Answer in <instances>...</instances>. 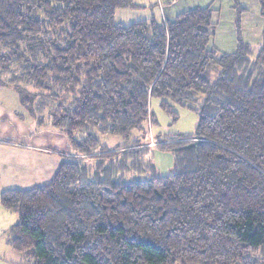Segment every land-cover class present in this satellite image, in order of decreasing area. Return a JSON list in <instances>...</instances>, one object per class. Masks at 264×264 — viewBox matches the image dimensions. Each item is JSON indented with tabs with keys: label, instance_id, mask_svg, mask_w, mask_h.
<instances>
[{
	"label": "trees",
	"instance_id": "16d2710c",
	"mask_svg": "<svg viewBox=\"0 0 264 264\" xmlns=\"http://www.w3.org/2000/svg\"><path fill=\"white\" fill-rule=\"evenodd\" d=\"M233 2L226 54L210 8L123 25L135 0H0V84L31 89L73 151L50 184L1 196L28 264H264V31L246 44ZM153 99L197 112V134L141 144ZM151 148L180 152L176 172L125 180Z\"/></svg>",
	"mask_w": 264,
	"mask_h": 264
},
{
	"label": "crops",
	"instance_id": "0c3cea01",
	"mask_svg": "<svg viewBox=\"0 0 264 264\" xmlns=\"http://www.w3.org/2000/svg\"><path fill=\"white\" fill-rule=\"evenodd\" d=\"M239 3L244 10L241 16L242 40L256 47L261 42L264 31V19L261 17L259 0H239ZM136 4L139 6L136 10L147 8L145 3ZM151 4L152 11L155 10L156 14L153 13L150 18L153 17L165 23L174 22L177 16L186 12L210 8L213 11V23L217 25V31L208 49L216 46L220 52L226 54L237 51V13L234 10L233 0H151ZM227 39L235 42L230 52L218 47L219 42ZM225 44L227 45L228 42ZM10 88L15 89V86L0 84V99L6 97L4 101L0 100V117H4L6 109L10 108L17 113L35 114L37 121L40 119L38 122L40 124H37L39 129L42 125H46V122H50L47 115L36 114L33 106L34 99L31 100L30 96L32 93L23 91L14 93V91H8L11 90ZM18 88L23 87L20 85ZM22 103H25L26 107ZM21 122L24 123L22 120ZM15 130L21 140L0 137V199L8 191H25L50 184L62 162L73 155L67 139H63L60 134L57 135L56 131L51 137L38 133V135L31 134L23 140L18 129ZM17 222L16 214L0 207V244L4 242L6 249L11 248L9 233Z\"/></svg>",
	"mask_w": 264,
	"mask_h": 264
},
{
	"label": "rangeland",
	"instance_id": "374dc122",
	"mask_svg": "<svg viewBox=\"0 0 264 264\" xmlns=\"http://www.w3.org/2000/svg\"><path fill=\"white\" fill-rule=\"evenodd\" d=\"M136 3L141 4L145 3L147 5L146 9L143 10H118L114 21L115 23H121L123 25H129L134 22L150 18L151 15L156 11H152L151 0H135ZM156 8V5H154ZM61 35V34H60ZM242 37V35H241ZM238 44L236 49L239 47V37L237 32ZM243 39V38H242ZM228 42L226 45L225 43ZM218 44V42L216 43ZM219 48L224 51H232L235 45V42L231 39L223 40L218 44ZM231 46V47H230ZM257 47H261V43ZM258 48V50H259ZM214 49L219 50L216 46ZM1 71V65H0ZM9 88V87H7ZM14 93H20L16 88H10ZM27 92H32L31 89H27ZM17 95V94H16ZM6 97H2L1 102L4 101ZM23 104V103H22ZM26 107V104H23ZM176 116L164 112L161 107V100L153 99L150 103V112L152 118L144 126V131H136L135 136L140 139L144 146L149 145L153 147L156 145L157 139L171 137L175 135L191 137L197 134V129L199 125V114L195 111H192L188 108H183L178 105H174ZM33 113H17L11 111V109H6V114L4 117H0V137L1 138H18L16 140H21L18 132L21 133L22 139H26L31 134L40 133L41 135L45 134L48 136H53L52 133L57 132V135H61L63 139L66 140V137L57 130L51 122H46V125H42L40 129L37 124L40 121H37V117ZM21 120L25 123H22ZM39 131V132H38ZM146 135V136H144ZM101 143L103 146L108 149L114 150L126 144V142L120 137L114 136H100ZM61 145H59L60 147ZM182 156L180 152L175 151H160L155 148H151L146 153L133 154V157L130 156V159L138 160V167L130 172L125 173L124 179L131 181L134 179L140 178H150L153 173L155 175H168L176 172V163L178 159ZM18 217V216H17ZM5 243L0 244V264H28L26 259L23 258L21 254L14 251L12 248H4Z\"/></svg>",
	"mask_w": 264,
	"mask_h": 264
},
{
	"label": "water",
	"instance_id": "95a60500",
	"mask_svg": "<svg viewBox=\"0 0 264 264\" xmlns=\"http://www.w3.org/2000/svg\"><path fill=\"white\" fill-rule=\"evenodd\" d=\"M197 143H198V142H196V144H195V145H197Z\"/></svg>",
	"mask_w": 264,
	"mask_h": 264
}]
</instances>
